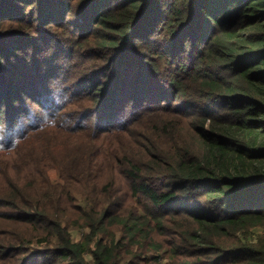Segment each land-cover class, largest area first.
Instances as JSON below:
<instances>
[{
	"label": "trees",
	"instance_id": "16d2710c",
	"mask_svg": "<svg viewBox=\"0 0 264 264\" xmlns=\"http://www.w3.org/2000/svg\"><path fill=\"white\" fill-rule=\"evenodd\" d=\"M0 129V264H264V0H0Z\"/></svg>",
	"mask_w": 264,
	"mask_h": 264
},
{
	"label": "rangeland",
	"instance_id": "374dc122",
	"mask_svg": "<svg viewBox=\"0 0 264 264\" xmlns=\"http://www.w3.org/2000/svg\"><path fill=\"white\" fill-rule=\"evenodd\" d=\"M68 67H69V69L71 68L70 65ZM27 100L30 104H32L31 100H29V99H27ZM33 106H35V105L33 104L32 107ZM0 135H3L0 139V148L4 147L5 148L4 150L13 149L12 143L7 144L4 141L3 129H0ZM4 150H0V184L5 185L8 189H13L16 182H18V181L24 182V180L22 178H20V176L23 175V171L18 170L17 167L13 166L12 164H5V162H7V161L9 162V158H10V161H13L14 156H12V150L11 151H4ZM8 201L9 202L11 201V197L8 199ZM2 210L9 211L10 209H8L7 207H2ZM71 235H72V238L74 240H79L81 237L80 230L72 229ZM39 258L40 257H38V259ZM168 260L169 259H165V261H168Z\"/></svg>",
	"mask_w": 264,
	"mask_h": 264
}]
</instances>
